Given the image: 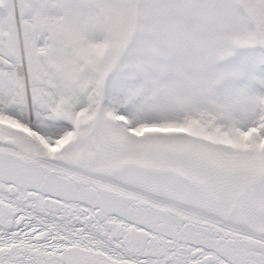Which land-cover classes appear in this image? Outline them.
I'll use <instances>...</instances> for the list:
<instances>
[{"label":"snow or ice","instance_id":"6c2138e0","mask_svg":"<svg viewBox=\"0 0 264 264\" xmlns=\"http://www.w3.org/2000/svg\"><path fill=\"white\" fill-rule=\"evenodd\" d=\"M0 264H264V0H0Z\"/></svg>","mask_w":264,"mask_h":264}]
</instances>
